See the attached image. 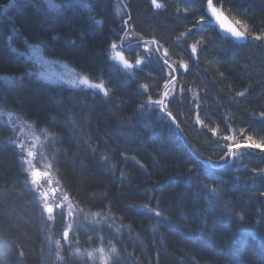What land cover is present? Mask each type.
<instances>
[{"label":"trees","instance_id":"1","mask_svg":"<svg viewBox=\"0 0 264 264\" xmlns=\"http://www.w3.org/2000/svg\"><path fill=\"white\" fill-rule=\"evenodd\" d=\"M15 3L0 0V75L22 79L0 97L51 136L50 171L80 212L77 247L107 264H264V150L228 151L264 144V0H127L123 26L117 0ZM124 32L130 72L110 59ZM21 40L103 90L26 78ZM8 134L0 122V264H49Z\"/></svg>","mask_w":264,"mask_h":264},{"label":"rangeland","instance_id":"2","mask_svg":"<svg viewBox=\"0 0 264 264\" xmlns=\"http://www.w3.org/2000/svg\"><path fill=\"white\" fill-rule=\"evenodd\" d=\"M14 1L16 2L14 7L18 8L37 2V0ZM40 1L49 10L56 9L57 11L72 6L90 5L87 0H39L36 4L38 5ZM126 1L117 0L115 4L114 13L121 26L127 22ZM217 16L221 15L218 14ZM6 21L8 24L11 23L9 17L6 18ZM125 28L126 31L129 30L127 26ZM123 34V42L113 45L110 50V59L125 71L130 72L132 67L124 60L122 54V49H130V46L126 45L129 37L125 32ZM10 44H12L11 41ZM22 44V52L16 49V53L22 56V60L26 63L25 76L27 78L70 89L103 90L101 85L92 83L74 67L58 59L48 57L45 54L43 44H27L25 41ZM17 81L18 78L0 75V91L6 86L17 83ZM161 106H165V101L161 103ZM9 109L0 97V122L9 132L5 140L16 149L21 160L26 185L44 214L47 230L48 263L68 264L75 259H86L89 261L88 264H107L108 257L104 253L83 251L77 247V243L74 241L80 212L76 205L68 200L50 171L51 159L49 154L51 155L52 149L49 144L51 143V136L42 130H37L33 124L24 121L18 114ZM49 208L52 211H48Z\"/></svg>","mask_w":264,"mask_h":264},{"label":"snow or ice","instance_id":"3","mask_svg":"<svg viewBox=\"0 0 264 264\" xmlns=\"http://www.w3.org/2000/svg\"><path fill=\"white\" fill-rule=\"evenodd\" d=\"M208 3H209V7L212 6V0H208ZM216 9L215 8H212V12L213 14H216ZM230 31L232 32V34L234 36H237V37H240L243 35V33L241 32H238V31H235V29H230ZM156 103H162L161 101H157ZM225 139H228V137H225ZM241 147H247V148H259V149H262L264 150V144H260V143H256L253 138L251 136L247 137V140L245 142V144L241 145V144H235L233 147H230L228 149V151H233L234 148H241ZM48 211H52L51 208L48 209Z\"/></svg>","mask_w":264,"mask_h":264},{"label":"water","instance_id":"4","mask_svg":"<svg viewBox=\"0 0 264 264\" xmlns=\"http://www.w3.org/2000/svg\"><path fill=\"white\" fill-rule=\"evenodd\" d=\"M221 22L225 33L232 34L230 29L237 31L235 25L226 16H221Z\"/></svg>","mask_w":264,"mask_h":264},{"label":"bare ground","instance_id":"5","mask_svg":"<svg viewBox=\"0 0 264 264\" xmlns=\"http://www.w3.org/2000/svg\"><path fill=\"white\" fill-rule=\"evenodd\" d=\"M60 61V60H59ZM63 62V61H62ZM63 63H65V64H67V65H69L68 63H66V62H63ZM71 66V65H70ZM27 71V70H26ZM27 78V77H26ZM21 79L22 78H19V80L17 81V83H19V82H21ZM29 79V78H28ZM9 135V134H8ZM7 137V136H6ZM50 145V144H49ZM64 192V191H63ZM66 196H67V198H68V200L72 203V204H75L74 202H73V200L71 199V198H69V196L66 194V193H64ZM35 199V198H34Z\"/></svg>","mask_w":264,"mask_h":264}]
</instances>
